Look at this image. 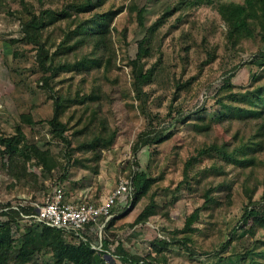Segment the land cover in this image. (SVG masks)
<instances>
[{
  "label": "rangeland",
  "instance_id": "rangeland-1",
  "mask_svg": "<svg viewBox=\"0 0 264 264\" xmlns=\"http://www.w3.org/2000/svg\"><path fill=\"white\" fill-rule=\"evenodd\" d=\"M74 1L26 0L37 13L42 9L55 12L47 17L48 24L41 40L50 54L56 53V63H74L83 56L95 57L92 47L87 44L74 50L60 46L64 42L75 41L69 36L80 21L97 12H117L111 22L107 47L109 68L104 66L89 72L63 71L51 80L55 91L71 98L78 93L101 92L98 101L75 103L68 107L63 119L70 126L83 117L82 122L67 130L66 134L72 139V146L87 139L93 134L91 131L75 135L74 130L77 127L81 129L96 111L99 117L108 119L109 126L118 129V135L111 148L103 150L98 172L74 162L68 165L64 143L52 136L47 122L54 113V104L51 91L42 85L43 76L49 73L40 66L37 46L24 39L11 41L24 36L22 25L27 16L26 9L22 0H0V132L14 133L20 115L32 113L35 119L43 122L25 126L28 138L44 149L49 148L57 162L52 173L30 163L24 169L16 164L18 174L14 177L9 163L0 154V205L9 201L29 205L31 202L42 203L50 196L56 183L63 186L67 200L100 205L121 176L129 177L133 166L132 145L138 133L147 126H169V137L157 145L142 147L137 153L139 166H134L150 176L164 172V177L128 212L130 206L126 202L114 206L113 215H118V218L107 234L114 242L123 241L133 254L146 256L151 253L152 264H218V255L213 250L219 249L229 238V232L248 202L243 190L246 171L227 166V173L209 175L199 185L194 182L198 190L190 191L181 185L183 169L185 162L200 149L212 144H225V149L231 151L250 136L248 129L238 126V131L228 130V124L220 121L219 115L226 111L238 116L245 114L248 101L242 95L246 94L251 73V66L245 62L260 48L264 50V43L245 40L232 45L228 41L226 25L217 9L219 2L224 0H214L212 4H194L193 0H105L97 8L84 10L72 9ZM141 9L144 10L142 24L138 16ZM167 10L171 13L167 14ZM142 40H145L149 52L142 57L138 69L146 72L153 68V76L143 85L141 99H138L131 89L132 66L129 62L135 58ZM238 65L233 78L234 92L230 88L222 89L224 78ZM262 105L258 102L256 108L260 109ZM197 110L201 111L196 113ZM184 116H188L185 121ZM232 127L236 129L234 125ZM91 155L78 151L72 158L86 159ZM221 162L217 156H205L196 164L194 171L215 163L220 165ZM63 173L66 177L59 181L57 178ZM222 184L232 190L231 199L227 197V187L217 189L216 196H220L221 205L213 209L212 216L210 211H203L201 221L195 222L188 231L194 235L195 245L191 244L197 252L194 256L179 245H172L160 254L152 251L151 242L158 236L167 237L171 230L185 228L187 216L204 202L201 196L204 187H220ZM250 185L256 187L253 200H261L264 196V164L256 166ZM176 188L179 190L173 205L159 209L145 222L135 223L154 191L158 192L157 202L164 205L167 198L172 197L171 190ZM24 223L31 224V219L26 218ZM255 238L264 239V229ZM251 242L246 231L240 230L231 246L221 255L241 253ZM115 246L116 243L111 246L112 250ZM106 257L113 264H122L111 254ZM36 262L53 264L52 253L47 250L41 252L36 256Z\"/></svg>",
  "mask_w": 264,
  "mask_h": 264
},
{
  "label": "trees",
  "instance_id": "trees-1",
  "mask_svg": "<svg viewBox=\"0 0 264 264\" xmlns=\"http://www.w3.org/2000/svg\"><path fill=\"white\" fill-rule=\"evenodd\" d=\"M104 1L75 0L71 6L74 10L94 9L101 6ZM22 2L27 14L22 25L24 36L11 41L14 43L24 39L28 43H34L37 46V57L40 66L46 73H49V75L43 76L42 85L51 91L50 97L53 99L54 104V113L47 120L51 127L52 136L64 143L65 154L68 156V165L74 162V164H81L98 172L100 161L103 157V150L111 148L118 135V129L109 126L108 119L99 117L95 111L86 120L81 129L77 127L74 130L75 135L84 134L87 130L93 134L77 146H72V139L66 132L78 126L82 122L83 116L72 126L63 119V116L68 107L75 103L84 104L89 101H98L101 98V92L93 90L90 93H78L75 98H71L59 91H55L51 86V80L63 71L89 72L104 66L107 69L109 68L110 58L107 56V47L111 35V22L117 12L114 10L97 12L92 17L80 21L77 27L71 31V36H69L70 40L74 38L75 41L69 44L64 42L60 46L63 49L74 50L87 44L92 47L95 57L83 56L74 63H56V53L50 54L41 40L42 32L48 24L46 19L54 15L55 12L51 9H42L37 13L27 5L26 0H22ZM213 2L214 0H193L194 4H212ZM217 9L226 25V36L232 45H237L245 40H253L259 44L264 43V0H243L240 2L224 0L219 2ZM143 11L141 9L138 12L141 24L143 23ZM166 13H171V10H167ZM148 52V46L145 40H142L135 58L129 62L132 66L131 89L134 92V96L138 99H141L143 85L150 82L153 76V68L146 72L138 69L139 62ZM245 63L251 66L247 89L244 92L246 94L242 95L248 101V108L245 114L239 116L227 111L221 112L219 119L228 124V130L238 131L236 128L238 126V128L248 129L250 136L245 143L231 151L225 149V144H212L209 147L200 149L196 155L191 156L185 162L184 177L181 180L183 188L193 191L198 190V187L194 186V182L195 185H199L209 175L225 174L227 173V166H231L233 169L237 168L241 172L246 171L243 190L248 197V202L244 206L238 222L229 232V238L223 242L219 249L213 250L218 255V264H264V239L255 238L256 234L261 229H264V205L262 204L264 196L261 200H253L256 187L250 185L256 166L264 164V50L260 48L254 52ZM238 67L239 65L235 66L232 72L224 78L222 89L230 88L234 92L233 89L236 85L233 78L236 76ZM258 102L263 104L260 109L256 108V103ZM227 107L231 108V106ZM199 111L201 110H197L196 113ZM187 117L184 116L183 121ZM41 122L43 120L35 119L32 113H22L20 120L15 126L14 133L0 132V154L9 163L14 177L18 174L16 172V164L20 165L21 169H24L26 164L30 163L42 167L51 173L57 167L52 151L49 148H42L36 142H32L25 131L26 125L35 126ZM233 125L236 129L232 127ZM168 127L147 126L138 133L133 142V166L128 174L132 178V190L127 203L130 208H128L127 212L136 205L145 192H148L158 180L164 177V172H161L159 176H150L145 170H137L134 166H139L137 153L142 147L157 145L169 137ZM78 151L91 153L92 155L86 159L77 158L73 160V154ZM205 156H217L222 162L220 165L215 163L210 167H199L194 171L196 164L201 162ZM85 160L88 163H85ZM65 177L66 173H63L57 179L61 181ZM225 185L204 187L203 192H201L204 202L187 216L185 228L180 231L178 229L171 230L167 237L158 236L151 242L152 251L160 254L168 251L172 245H179L185 247L190 255L194 256L197 253L191 247L195 245L194 235L189 234L190 232L188 231L195 222L201 221L203 211H210V216H212L213 209L221 205L220 196H216L217 189L227 187L229 189L227 197L231 199L232 190L228 185ZM177 190L179 188L171 190L172 197L167 198V204L164 205L157 202L156 195H158V192L154 191L149 203L135 219V223L145 222L150 216L158 213L159 209L173 205L178 193ZM32 212L33 207L23 202L15 203L9 201L0 205V218H4L0 219V264H38L36 256L46 250L52 253L53 264H113L108 261L107 254L117 257L122 264H152L151 253L146 256L133 254L127 249L123 241L114 242L111 240L107 231L116 222L118 215H113L106 222L102 239L100 240L95 232L89 233L86 236L87 239H84L78 237L73 231L53 227L35 220H31V224L27 225L24 221ZM205 222L210 223L209 220H205ZM240 230L246 231L252 242L241 253L222 256L221 252L231 246ZM179 233H187L188 235L179 236ZM110 234L112 235L113 233L111 232ZM100 241L102 250L94 247V243H100ZM115 243L116 246L112 250L111 246Z\"/></svg>",
  "mask_w": 264,
  "mask_h": 264
},
{
  "label": "built area",
  "instance_id": "built-area-1",
  "mask_svg": "<svg viewBox=\"0 0 264 264\" xmlns=\"http://www.w3.org/2000/svg\"><path fill=\"white\" fill-rule=\"evenodd\" d=\"M132 190V178L121 176L115 188L100 205L87 202H74L66 199L63 186L56 183L52 193L44 202H31L33 212L27 216L31 220L73 231L78 237L87 239V235L95 232L102 239L106 222L113 216L112 208L120 202L129 201ZM94 247L102 250V243H94Z\"/></svg>",
  "mask_w": 264,
  "mask_h": 264
}]
</instances>
